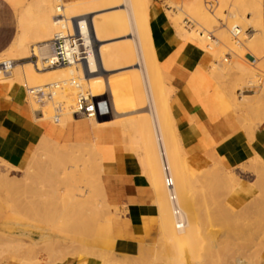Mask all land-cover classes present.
Wrapping results in <instances>:
<instances>
[{
	"label": "rangeland",
	"instance_id": "rangeland-1",
	"mask_svg": "<svg viewBox=\"0 0 264 264\" xmlns=\"http://www.w3.org/2000/svg\"><path fill=\"white\" fill-rule=\"evenodd\" d=\"M35 1L36 0H21V3L19 5L16 4L15 2H13L15 4L14 6L16 8H14L12 5L11 6L14 8L17 16H19L22 6L27 5V7H28L29 5H34ZM50 1L51 2L53 1L56 5H58L57 2H55V0H50ZM65 1H69V0H65ZM115 1L116 0H103V1L101 0L100 2H103V3H101L102 5L101 4H99L98 6L92 5V9L98 10V9H102V7H103L102 10L106 11L105 13H103V17L105 15V16H107L105 18H108V16L113 17L111 15L113 12L112 8L117 13H119L118 12L119 8H120V10H119L120 12L122 11L121 9L123 8L124 10H127V12H128L127 13V16H128L127 19L130 21L129 18H131L130 16L132 13L130 14V11H128V9H131V7L130 6L128 7V5L126 7L127 1L126 0H120V1L118 0V2L116 1L117 3ZM152 1L153 0H141V5L136 6V9L138 10L141 8L140 10H142L145 14H147L150 17L149 4H152ZM162 1H163V7L165 9L166 15H168L169 13L175 14V15L177 14V11L174 9L175 8V6L173 5L174 3L170 2L169 0H165V1L162 0ZM262 1L264 4V0H262ZM181 2H179V3H181ZM217 2H219V0L218 1L217 0H206V1L204 0V6L209 5L210 8H211V6H213L215 8V9L213 8V11L216 12L217 10L220 9V6H222V5H220V3H217ZM84 3H83V1H78V2L74 3L77 5L76 8L80 13L84 11V8L86 9L85 12H87L88 7L86 8V6H85L86 3L85 4ZM179 3H175V4H179ZM100 5H101V7H100ZM107 5L109 6L108 7L109 9L111 7L110 10L108 8H106ZM218 5H220V6H218ZM55 6H54V8H55ZM104 6H106V7H104ZM141 6H143V7H141ZM124 7H126L127 9ZM106 9L108 11L112 10V12H109L111 14L107 13L108 11ZM223 10H224V13L227 14V12H228L227 8L225 7ZM79 12H77V13H79ZM85 12H83V13H85ZM125 13H126V11H124V14ZM128 14H130V15H128ZM54 15H55V11H54ZM101 16L102 15H100V17ZM124 16H126V15H124ZM124 16H122V17H124ZM97 18L100 19L99 16H97ZM124 19H126V18H124ZM183 21H184L183 26H184L185 30L186 29H188V30L192 29L194 31L199 30V32H202L208 36L213 35L215 37V39L210 38L211 40H208L206 42L210 45H213L212 41L216 40V38L217 39L220 38L219 35L222 33V31L224 29L227 28V27L224 28L222 25L220 27H214L212 29L209 28L210 32H207L208 30L205 29L206 30L205 31L203 27H201L199 25L192 24L188 17H184ZM149 22H150V18H149ZM128 23H130V22H128ZM263 28H264V25H263ZM207 29H208V27H207ZM251 30H252L251 26L248 25L246 27V29H244V33L245 34L249 33V32H251ZM227 31H228V33L230 32L229 29H227ZM131 32L132 31H130V33ZM130 33H129V36H130L129 39H131V37H132L131 36L132 33L131 34ZM229 35L230 36H228L227 38L231 37L230 39H227L226 37L224 39L231 40L230 43L232 42L234 44L237 41H240L241 38L245 37L242 34H240L237 38L232 36L231 33ZM29 36H30V38H29ZM29 36H28V40L30 39V42H31L30 43L28 41L29 42L30 57L23 58L24 56L20 57V53L18 55V54L13 53L12 51L8 50L7 52H9V53H6V54L4 53L3 55L0 56V62L3 60H6V58L8 60H15L16 63H18L19 65L26 63V62H32L30 60V58L33 56L32 50L35 48V46L37 44H40V43L45 42L47 40H50L53 35L51 37H42V36L36 37V35H30L29 34ZM113 36L114 35H112V37ZM262 37L264 39V29H263ZM35 38L37 41L35 40ZM180 38H182V37H180ZM33 39H34V41H33ZM134 39L132 37V42H131V40L128 41L129 46L130 47L132 46L131 49L133 51L136 50L139 52L138 43H137V41H134ZM183 39L187 40V41H191V42L194 41V43L196 42L195 44H197L203 50V52H202L203 55H204V52L206 51V49L209 50V48H205L203 46V44H201V42L194 40L192 37H190V35H188V37L183 38ZM224 39H223V41L226 42L227 40H224ZM38 40H41L42 42L38 41ZM152 41H153V39H152ZM225 42H220L221 44L219 46L215 45V49L217 48V50H219L218 55L220 57L218 56L219 59H213V62H212V63H215V65L218 69H222V67H224L223 68L224 71L221 74H219V71L217 72L215 70V72L213 73V71H212L213 68L210 66L205 67L204 63H203L202 65H203L204 69L206 70V73H204L203 71H198L195 74L200 77L202 84L204 83V80L206 79V77H208V79L211 80V83L214 86V88L218 87V91L221 94L220 100L222 102H224V104H225L224 108H225L226 114L227 115L229 114V116H235V118H234V120H232V122L230 119V122L232 123L231 126H232L233 131L237 132L236 135H239L241 133L245 134V138L250 143L252 141V136H253L254 130L259 125H261L262 122L264 121V107H263V104H261V103H264V95H263L264 94V91H263L264 90L263 89V87H264V69H263L264 65L261 64L262 60H257V62H256V59L251 56L252 53L247 47L244 46L243 48L240 49L237 46L232 45V44L230 46L229 42H228L229 45L227 42L226 43ZM240 42H242V41H240ZM133 46L135 47V49ZM139 47H140V52L139 53L137 52L138 54L134 55L136 57L133 58V61H135V63L139 62V64L135 65V63L132 61L133 62L132 64H134V69H132L128 72H123L124 74H122L120 72H115L118 74L113 73L110 76H107L106 78H104V79H106V83H103L101 85V89L98 92V96L99 97H102L104 95L109 96L110 101H111L112 113H111V116H109V117L91 120L90 126H91V129L93 131V135L92 134L83 135V134L77 133L74 129H72L70 127L65 129L66 126L65 127L63 126L64 123L61 120L66 117L64 112L66 113L67 108H68L67 111L72 110V108H70L72 106L74 109V104L76 102L75 99H77L74 96H72L73 94H76V91H74V90L76 89L77 92L81 91V90H79V88L67 86L66 87L67 90L65 88V92L62 95L69 94V100L67 99V101H69V102L65 101L66 109L63 112L64 115L61 117V119L59 120L57 125L59 123H62V124H60L58 127V126H56V124H54V122L52 120H48V119L40 121V122L41 123H50V124L56 126L57 128L64 130L65 133L73 134L72 139L71 140L58 141V142H60V143H58V142H54V140H52L48 137H44L40 141V143L42 142V144H40V143L38 144L34 153L30 157L29 161L27 162V164L24 168H14V167L10 166L9 164H7L3 161H0V264H22V263L23 264H29L30 262H31L30 264H54V262H56L55 264H63L65 261H67L70 258H75V259H79V260H86L89 258H93V257L88 256L90 254H93L92 251L96 252L97 255L95 254L96 258H94V259H97L99 264H101V263L102 264H166V263L169 264V262L170 263L173 262V261H170V259H169L170 258L169 256H172L173 254H175L172 252L173 250L176 251L175 255L177 257L180 256V257H178V258H180V261H185L184 259H186V258H182L183 255H181V253L179 254V252H181V250H182L181 245H179L177 243L175 244L174 241H172L170 239L167 241L168 236L166 235V237H165L164 235H161V220H160V227H159L158 234L156 236H154L153 238H150L147 241L142 242L141 245L139 246L138 252H136L133 255H124L123 256V254H120L116 250V243H115L114 248L111 245V242L109 240V239H111L109 236L110 231H109V233H107L108 229H110V228H108V226H110L111 220L114 216V214L112 213L113 209L109 206V204H108V202L104 196V186H102L101 188H98L99 190L97 189L98 184L96 183L97 182L96 177L100 176L99 174H102L100 177H102V179H103L105 172L112 171V170H115V171L127 170L133 166L132 165L133 162L130 161L128 158H126V155L134 156L137 159V161L141 163V165L145 171L144 173L148 176L150 182L152 183V180L150 179V171H148L149 167L144 164L148 160V158H150V156L147 157V155H145V157H144V155H142V156L139 155L140 151H143V152H140L141 154H143V153L145 154V153L150 152V150H148L147 152L145 150H143V149L147 150L146 145H145L146 148L139 149V146L136 145L137 143H136V139H134L135 138L134 136H136V134L139 130H140L139 132L144 133L145 131L143 129H145V127H148L145 129L146 132L148 131L149 128H150L149 131L151 132L153 130V127H155V123H152V121H149V124H151V126L149 127V125L147 124L148 119L151 118L152 114L154 116V112L158 113V112H160V110H159V108H158V110L153 108V109H155V110H153L152 108H149V107H152L151 105H154L156 98L158 99L160 97L157 100L159 104L161 102L160 105H162V103H164V101L165 102L167 101L166 100L167 99L166 91L163 93L159 90H161V88L167 84L166 88L169 87L171 89L172 93L170 96L172 99V96L175 92V89H173L171 86L168 85V84L172 85V78L163 79V80H165V82H163L161 80L160 77L162 74L161 75H159V74L162 72H161V69L159 68V66H158V69H160V71L159 70H158L159 72L157 71L158 72L157 75H159V77L157 78L156 77L157 75H154V73L151 72L153 74L152 78L155 77V79L151 80L152 83L150 81L146 80L147 79V76H146L147 73H145V72H147L149 66L146 63L145 64L140 63V58H142L143 55H142V51H141V46L139 45ZM234 47H236V48H234ZM136 51H135V54H136ZM8 54L9 55L11 54L9 58L7 57ZM138 55L140 56V58ZM155 58L157 59V54H156ZM157 61H158V59H157ZM157 61H156V63H157V65H159ZM258 61H260V62H258ZM32 63L34 64V62H32ZM239 63H241L244 66V68L239 66ZM244 64H246V65H244ZM161 65H162V71L164 73L166 71V70H164V67L166 65L163 64L162 62H161ZM208 65H211V64H208ZM260 65H262V67ZM139 66H143V67H139ZM218 66L219 67L222 66V67L219 68ZM245 66H246V68H245ZM33 68L36 69L35 71L38 70L35 65L33 66ZM144 68L147 70H145ZM142 69L145 72H143ZM249 69H250V72L248 73L247 71H249ZM241 70H243V71L245 70V72H243ZM251 70L253 71V73H251L252 72ZM142 72L145 73V75ZM242 72L243 73L247 72V73L243 74ZM128 73H130L132 75L129 77ZM223 73H224V75H223ZM82 74H84V72ZM97 74H98L97 70H95L92 73V75H97ZM206 74H207V76H206ZM118 75H122V77L120 76V79L128 78V80H129V78H130L131 82L133 80L132 78H134V80L136 79L135 83L134 82L133 83L137 87H141V88H139V90H140L139 96H140V98L144 99L146 102L148 101L147 103L149 105L144 101H142V102L147 104L146 107L148 106V111H150L149 114H148L147 108L145 106H144L145 108L143 106H141L140 109L138 107V109H139L138 114L136 112L137 110H135V109H137L136 107L134 108L133 105L129 106L127 98L126 99L123 98V95L125 93L122 90H120V88L116 87L114 84L119 79ZM75 76L77 78V74ZM81 76L84 77L83 75H81ZM78 77H79V75H78ZM157 79H159V80H157ZM144 80L146 81V85H143V84H145ZM249 80H253L254 82H249ZM158 81H162V83L160 84ZM138 82H140L141 84H139ZM147 82H149L150 84H148ZM154 83H156V84L158 83L159 84L158 86H161L163 83H165V84H163V86L159 87V90H157L158 88L156 87V84H154ZM152 85H155V86L152 87ZM151 87H152V90H151ZM155 87H156L155 90H157L156 92L153 89ZM163 88H165V86ZM150 90L154 91L155 94L153 92L151 93ZM66 91H67V93H66ZM162 91H164V89ZM167 92H168V90H167ZM70 94H71V96H70ZM136 94L134 93V96H131V99L133 102H134V99L137 97ZM153 94L156 95V97H154ZM151 95L153 97H150ZM163 95H165V96L163 97ZM244 95L254 96V97H252L253 101L250 100V102H249L250 104L249 103L245 104V102L241 104V102H239V101ZM260 95H262V96H260ZM148 98H150V99H148ZM161 98L164 101L163 100L161 101ZM256 98L258 100H255V102L258 101L259 103L257 105H260V107H258L256 105V103H257L256 102L255 103L256 107L254 108V106H253L254 105V99H256ZM28 99H29V96H28V92H27V101H28ZM70 99L72 101H70ZM63 100H65V99H63ZM251 101L253 103H251ZM144 103H142V105ZM151 103H153V104H151ZM166 104L167 103L163 104L164 109L169 107ZM244 104L246 106L249 105V107H247L249 109H247ZM37 105H38V107H42L39 104H37ZM29 106H30V104H29ZM159 107H161V106H159ZM244 108H246L249 112L247 110H244ZM30 109L32 110L31 106H30ZM143 109H146L145 110L146 112ZM161 109H163V108H161ZM252 109H253V111H252ZM254 109H256V110H254ZM151 111L152 112L154 111V112L151 114ZM162 112H163L162 116L164 117V119L166 121L167 118H169L171 115L168 117V116H166V114L167 115H169V114L167 112L165 113V110H163ZM57 113H58L57 111H54V114H57ZM143 113L144 114L146 113L145 114L146 118L144 117ZM140 114H141V116H139ZM160 115H161V112L158 114L157 117H159ZM257 115H258V117H257ZM37 116L38 115L35 113V118L38 121L43 118L41 116H38V117ZM150 120H153V122H154V117H152V119H150ZM145 121L147 122L146 125L142 124V123H145ZM161 121L163 123L164 120L162 119ZM81 122L85 123V122H87V120L82 119ZM75 124H78V123L73 122V125H75ZM152 124H154V125H152ZM61 125L64 128H62ZM128 125H129V127H128ZM142 125H143V127H142ZM140 127L143 129H141ZM79 130H80V128H79ZM153 132H154V130H153ZM168 132L169 133H167V134H169V135L171 134L170 137H174V136L176 137L177 136L175 133L173 135L174 130H173V132H171V128H168ZM179 142H180V140H179ZM44 144H47V145H44ZM80 145H81V147H80ZM134 145L136 146L135 148H133ZM91 146H92V148H91ZM87 147H88V149H87ZM79 149L81 151H83L84 154L80 153V155H78L79 153L77 152L76 158H73L74 160L73 159H71V160L74 161L73 164H76V165L78 164V168L83 169L85 171L84 172L85 174H83L84 176H80L78 173L76 176H73L74 178H70L73 180V182H72L73 184L72 183L70 184V183H68L69 179L68 180L64 179V176L66 177V175H63V174L60 175L59 172L67 164L71 163L70 162L71 160L69 158H67L68 155H66V154L72 150H74V153H76V151ZM91 150L93 151V153ZM137 150H140V151L137 152ZM103 152L111 154L114 157V159H116V163H115V166L113 169H111V170L106 169V163H105L106 160H104ZM91 154L93 157H91ZM64 155H66V157ZM80 157L82 158L81 162L83 164L80 162ZM177 157L179 159L181 158L180 161L184 160L183 163H185V164L187 163V165L191 163L190 165H188V168H187L188 169L187 170L188 171L187 172L188 177L190 176L189 177V184H188V192H189L191 200L194 202V206L196 207L197 205L204 203V205L206 207H209L208 209H205L206 208L205 207L204 208L205 210L202 208V211H204V213H201V219L199 220L200 232L207 233V234H211L209 232H213V231H215L214 233L218 232V243H217L218 245L216 246L217 250H215V251L216 252L222 251V249H224L226 246L223 244L224 242L222 241L225 238V237L222 238V236L225 235V234L222 235L224 233L223 230L224 231L227 230V231L232 232V233L237 232V229L241 230V228H240L241 218L237 217V214L239 213L238 215H240L242 213V212H240V210H242V208L245 205L244 201L246 199H248V200L250 199V201H253L255 199V196L258 193H260L259 197L260 198L263 197L261 199V201L263 200L262 202H264V158L258 157V156L247 157L242 162H240L239 164L234 166L233 168H229V167L224 168V164L219 160L218 156L217 157H206L205 158L206 161H201L200 163L199 162L195 163L194 159L189 158L186 154H185L184 158H182L181 155L180 156L178 155ZM85 161L88 165L87 164L85 165ZM259 162H260V164H259ZM95 163H97V164L95 165ZM94 165H95V167H94ZM199 165H201V166H199ZM145 166H146V168H145ZM261 166L263 169L261 168ZM88 167L92 168L93 171L91 169H88ZM192 167L193 168L195 167V170H192L193 169ZM147 168H148V170H147ZM190 170H192L191 174L189 173ZM88 171H89V173H88ZM92 177H94L95 179H93ZM230 178L232 181L230 180ZM62 179H63V181H61ZM225 179L227 180V182ZM64 180L66 183L64 182ZM90 180H92V181H90ZM216 180H217V182H216ZM228 182H230V183H228ZM152 185H153V183H152ZM16 186H17V188H16ZM18 186H20V187H18ZM88 187H89V189L91 188V190H89V191L92 194L93 203L95 206H92V204L89 202L87 195H86L87 197L84 196L83 198L80 195L78 196V194L82 193V191H84V189H88ZM153 187H154V185H153ZM72 188H74V189H72ZM80 188H81V190H80ZM27 189L29 191H27ZM76 189H77V191H76ZM96 189H97V191H96ZM154 189H155V187H154ZM216 189H218V191ZM211 190H214V191L212 192ZM9 191H10V193H9ZM13 191H15V192H13ZM40 191H42V193L44 192L43 193L44 197H42L43 195L41 194ZM155 192H156V190H155ZM156 194H157V192H156ZM39 196H41V197H39ZM70 196H71V198H70ZM164 196H166V198L168 199L167 194ZM249 197H251V198H249ZM252 197H254V198L252 199ZM257 197L258 196H256V198ZM81 199L82 200L86 199V201H88V203L86 202L84 204L85 207L84 206L81 207L80 204H76L77 201H82ZM24 200H26L27 204ZM68 200H69V202H68ZM40 201L41 202H47L48 204H52V203L56 204V203L60 202L59 203L60 205H58V210L61 209L62 203H64V204L68 203V205L69 204L70 205H69V207L65 213L69 214V215L72 214L71 215L72 217L70 216V220L69 219H68V221L65 220V222L59 221L58 219H56V221H54L55 219H51V220L47 219L46 220V218H44V216H43L44 212L42 210L38 209L36 204H33L34 202H40ZM199 201H201V202H199ZM162 203L163 202L159 201V198H158V204H159L161 212H163V209H164L163 207H165L164 203H163V207H162ZM25 205H28V206H25ZM33 205H35L36 208H34ZM233 209H234V211H233ZM235 210H236V212H235ZM216 211L218 212V214L215 217V215L217 213ZM74 213L77 215V216L74 215V217L79 216L80 220H83L85 217V220H83L84 223L81 221L82 224H85V221L89 218L90 221H89V219L86 221L88 227L85 225L80 226L81 223H79L78 218H76V219L73 218ZM106 213L107 214L109 213V215H107ZM98 214H100V215H98ZM101 214H102V216H101ZM233 214H236V215L233 216ZM80 215H82V216L84 215V217L82 218ZM93 215L96 217H100V216L101 217L99 218V220H97L98 218L95 219V217ZM203 215H205V216H203ZM225 215H226V217H225ZM218 216L219 217L222 216V217L219 218ZM91 217H93L95 220ZM104 217H106V220ZM204 217H206V218H204ZM43 218L45 219V221L43 220ZM115 218H118V217H115ZM230 218L232 221H230ZM114 219H113V221H114ZM218 219H220V220H218ZM48 220H49V222H48ZM233 220H235V221H233ZM66 221L67 222L73 221V224H72V222H70L68 224ZM95 221L97 223H95ZM113 221H112V227H113ZM223 221L225 222L226 226L229 227L231 225L229 227V229H228V227L224 226ZM5 222H7L8 225H10V226L11 225L16 226L17 224H20V225L23 224L24 227H22L20 229L15 228V227L9 228L8 233L2 232V230H3L2 228L4 227ZM50 222H51V225H50ZM228 222L229 223L231 222V224H228ZM60 223H62L61 227H63L64 229H61ZM63 223L65 225H67V224L68 225L71 224V225L69 227L67 225V228H66V226H64ZM74 223H75V225H74ZM93 223L96 224V227L94 226L95 224H93ZM56 224L58 225V227ZM76 224L78 225V227ZM34 225H39V226H42L43 228H49L51 226H53V228H54L56 226L57 228H54V229H56L57 231L56 230H53V231L56 232L58 234V236H55L53 238L52 234H50V236H52V237H50L48 234H43L44 236L42 235V236H39L40 238L39 237L35 238L32 234L25 233L26 231L31 232V230H33L32 226H34ZM72 226L73 227L75 226L74 227L75 229L74 228L72 229ZM90 226H91V228H90ZM82 227H84V229ZM106 227H107V229H106ZM69 228L74 230L75 232L70 233ZM89 228L92 229L93 231L90 230ZM235 228H237L236 231H235ZM59 229H60V231H59ZM67 229L69 232L65 231ZM23 230H25V231H23ZM84 230H86V231H84ZM239 230H238L237 234L240 232ZM89 231H91V233ZM81 232H83V234H81ZM85 232L88 234L89 237L83 236V235H86ZM219 232H221L222 234ZM263 232H264V225H263L262 233ZM214 233H212V234H214ZM260 233L257 234L255 241L253 240L251 242H248V241H245V238L241 237L240 240L236 239L233 241V244L229 245V249H236V248H240V247H243V248L244 247L245 248L256 247L257 248V246H258L259 251L257 250L256 253L247 252L246 254H243L240 257L243 260L242 264H245V263H247V264H259V257L261 255V253H264V233L263 234L262 233L260 234ZM15 235H19V236L26 235V237H16ZM63 235H66L68 238L67 239L62 238ZM27 236H29V237H27ZM75 242H77V243L75 244ZM221 242H223V243L221 244ZM33 243H34V245H33ZM169 243H172V245ZM4 244L6 245V247ZM80 244L82 247L80 246ZM175 245H178L177 248L175 247ZM11 246L13 248H11ZM171 246H172V248H171ZM92 247H93V249H92ZM166 247H167V250H166ZM200 247H201V245H200ZM200 247H198V250ZM85 248H86V250H85ZM90 249H92V251ZM255 249L253 248L252 250H255ZM11 250H13V251L11 252ZM240 250H244V249H240ZM106 251H107V253H106ZM39 252H41V253H39ZM40 254H43V255H41L42 257L39 256ZM246 255H248V256H246ZM187 256H189V255H187ZM38 257H40V258H38ZM61 257H63L64 259L65 258H67V259L64 260ZM167 257H169V258H167ZM57 258H60L62 261L61 260L57 261L58 260ZM55 259H56V261H54ZM190 259H191L190 257H187L186 262L188 260L190 261ZM224 259L225 258L222 255L221 256H214V257L208 259L209 263L206 261V264L207 263L208 264H225ZM24 261H25V263H24ZM260 264H262V263L260 262Z\"/></svg>",
	"mask_w": 264,
	"mask_h": 264
},
{
	"label": "bare ground",
	"instance_id": "bare-ground-1",
	"mask_svg": "<svg viewBox=\"0 0 264 264\" xmlns=\"http://www.w3.org/2000/svg\"><path fill=\"white\" fill-rule=\"evenodd\" d=\"M100 1L101 0H92V1H86V2L83 1V3L84 2L86 3V4L85 3L84 4H85L86 8L88 7V9H87V12H85L86 9L84 8L83 12H85V13H83V12L80 13L77 10V8H76L77 5L74 4L75 2H73V3H64L62 0H55V2H57V4H58V5H56L53 1H52L53 2L52 3L50 0H36L34 2V5H29L28 7L25 6L26 10H25L24 14H22L23 12L21 13L23 16L20 14V19L21 20L19 19V21H21V24H22V25L20 24V27L22 26L21 27L22 31L20 30L21 34H20V37H18L19 43L16 46L11 47L10 50H9V51H12L13 53L18 54V55L20 53V57L21 56L22 57L24 56L23 58L30 57V52H29L30 39L28 40L29 34L30 35H36V37H41V36L42 37H51L53 35L51 37V38H53L55 35L64 34V31H63V24L64 23L68 24L69 29L72 30V27H74L75 30L76 29H80L83 34L88 35V37H89V41H88V44H87L88 61H87V63H85V65L83 67L80 66V65H77V64H74V65H70L69 64V65H65V66L59 67V68H44V67H41V65L36 66V64H33L32 62H26V63H23V64L19 65L18 63H16L15 60H8L7 58H6V60H3V61L0 62V87H2L4 90L10 91V92H14L20 86H24L26 88V90H27L26 92H29L30 89L37 88V87L44 88V87H48V86H56V85H58V88L55 89L56 95H55L54 99L51 100V101H47L44 105H42V107H38L36 101L28 93V96H29L28 103L30 104V106L32 108L33 114L35 115V113H36L38 116L43 117L39 121H43V120H46V119L52 120L54 122V124H56V126L59 127V125L62 124V123H59L58 125H57V123L59 122L61 117L65 114L66 117L61 120L64 123L63 126L64 127L66 126L65 129L70 127V128L74 129L77 132L79 130V128H78L79 125L75 126V125H73V122H76V123L80 124V122H81V120L83 118H81L80 116H78L77 114L74 113L73 106L70 107V108H72V110H68L67 111L68 108L66 109L65 101L69 102V101H67V99L69 100V94L62 95L65 92V88L67 86L79 88V90H81V91L77 92V90L75 89L74 91H76V94L72 93L73 94L72 96H74L75 98H78V95L80 93H84L87 96L90 95L93 98H99L98 92L101 89V85L103 83H106V79H104V78H106L107 76H110L111 74H113L115 72H120V73L124 74L123 72H128V71L134 69V64H132V63L133 62L135 63V61H133V58L136 57L134 55H137L140 52L139 45L141 46V51H142V55H143V57H142L143 59L140 58V56L138 55L139 58H140V63L141 64L142 63H144V64L146 63L149 66L148 70L144 68L145 70H147V72H145L142 69L143 72L147 73V75H146L147 79L145 77L144 78L151 82L152 79H155V77L152 78L153 77L152 73H154V75H157L158 72L160 71V69H158L159 65H157V63H156L157 59L155 58L156 57V50H155V45H154V43L152 41V34H151V30H150V25H149V18L150 17L147 14H145L142 10H140L141 8L138 9V10L136 9V6L141 5V0H126L127 1L126 7H127V5H128V7L129 6L131 7V9H128V11H130V14L132 13L131 16H130L131 18H129L130 21L127 19V17H128L127 16V13H128L127 10H124L123 8L121 9L122 10L121 12L119 11L120 10V8H119V10H118L119 13H117L113 8H112L113 12H112V10L108 11L106 9L108 11L107 13L112 12V14L111 13H109V14H111L113 17L108 16V18H105V17H107L105 15L103 17V13L106 12L105 10H102L103 7H102V9H98V10H93L92 9V5L93 6L94 5L98 6L99 4L103 3V2H100ZM116 1L118 2V0H116ZM261 1L260 0H219V2H217V3H220V5H222V6L218 5V6H220V9L215 12V11H213V8H214L213 6H211V8L209 7V5H205L204 6V0H183L179 4H175V3L173 4L175 6L174 9L177 11V14L175 15V14L169 13L167 15V17L170 20L172 26L175 28V30H176L175 32H177L176 34H178V36L182 37V39L186 38V37H188V35H190V37H192L194 40L201 42V44H203V46L205 48H209V50L206 49V51L204 52V55H203L204 66L205 67H209L210 66V67L213 68V69L211 68L213 73L216 70L217 72L219 71V74H221L224 71V69H223L224 67H222V66L219 67L218 66L219 68L222 67V69H218L216 67L215 63H212L213 59H219L218 58L219 50H217V48L215 49V45L219 46L221 44L220 42H225V41H223V39L225 37L227 38L228 36H230L229 35L230 33L232 34V36H234V34H233L234 32H235V34H238L237 37L240 34L245 36V37L243 36L244 38H241L240 41H242V42L237 41L235 44L232 43V42L230 43L231 40H227V39H230L231 37H229L227 39H224V40H227L226 42L227 43L229 42L230 46L232 44V45L237 46L240 49L243 48L244 46L247 47L252 53L251 56L256 59V62H257V60H262L261 64L264 65V39L262 37L263 29H264L263 28V25H264V4H263V1L262 2ZM53 5L55 6V8H54ZM101 5H100V7H101ZM104 7H106V6H104ZM108 7L109 6L107 5L106 8H108ZM126 7H124V8H126ZM141 7H143V6H141ZM225 7L227 8V11H228L227 14H225L224 10H223ZM110 9H111V7H110ZM123 10L126 11L125 14H124ZM54 11H55V15H54ZM77 12H79V13H77ZM117 14L118 15L120 14V15L118 16ZM130 14H128V15H130ZM61 15L64 16V18H61L60 17ZM100 15H102L101 16L102 18L100 17ZM124 15H126V16H124ZM97 16H99L100 19H98ZM122 16H124V17H122ZM183 16L184 17H188L192 24L199 25V26L203 27L204 30L205 29L208 30L207 32H210L209 28L212 29L214 27H220L222 25H223L224 28H226V27L227 28L224 29L220 35L218 34L220 38H218V39L216 38V40L212 41L213 45H210V44L206 43L208 40L212 39V38L210 39V36H208V35H206V34H204L202 32H199V30L194 31L192 29H190V30H188V29L185 30L184 29V26H183L184 17ZM124 18H126L127 20L124 19ZM127 21L130 22V23H128ZM248 25L251 26L252 30H251V32L245 34L244 33V29H246V27ZM207 27H208V29H207ZM227 29H229V31H230L229 33H228ZM130 31H132L131 32L132 33L131 36L133 37V39L135 38L134 41H137V43H138L139 52L135 50L136 54H135V51H133L131 49L132 46L131 47L129 46V42L128 41L131 40V42H132V37H131V39H129ZM112 35H114V36L112 37ZM29 38H30V36H29ZM35 40H36V38H35ZM50 40H47L45 42H42L41 40H38V41H41L42 43L37 44L35 46V48L32 50L33 56L34 55L38 56L40 59H43L45 57H49L52 54V52H53V47L49 43ZM33 41H34V39H33ZM229 43H228V45H229ZM234 48H236V47H234ZM134 49H135V47H134ZM6 53H9V52H6ZM10 55L8 54L7 57L9 58ZM258 62H260V61H258ZM10 63H11V65H9ZM4 64L8 65L7 70H5ZM136 64H139V62L135 63V65ZM208 64H211V65H208ZM34 65L36 66V68L39 71L38 70L35 71L36 69L33 68ZM244 65H246V64H244ZM239 66L244 68V66L241 63H239ZM260 66L262 67V65H260ZM139 67H143V66H139ZM159 68H160V66H159ZM245 68H246V66H245ZM263 69H264V67H263ZM81 70L84 72V74H82L83 72ZM95 70H97L98 74L97 75H92V73ZM241 71H243V70H241ZM243 72H245V70ZM247 72L249 73L250 69ZM145 73H143V74L145 75ZM246 73H243V74H246ZM251 73H253V71ZM76 74H77V78L75 76ZM115 74H118V73H115ZM128 74H129V77L132 75L130 73H128ZM161 74L162 73H160L159 75H161ZM78 75H79V77H78ZM81 75H83V76L85 75V76L82 77ZM159 75H157L156 77L158 78ZM223 75H224V73H223ZM120 76L122 77V75H118L119 79H120ZM160 78H161V80L163 82H165L163 80V76L162 75H161ZM119 79L114 83L115 86L120 88V90H122L125 93L123 95V98L124 99L127 98L129 106L133 105L134 108L135 107L137 108L135 110H137L136 112L138 114L140 107L141 106H143V107L145 106L146 107V105L148 104L147 103L148 101L146 102L144 99L140 98V96H139L140 95L139 88H141V87H137L134 84L135 81H136V79L134 80V78H132L134 80V81L132 80V82H131L130 78H129L130 81L128 80V78H126V79L122 78L120 80ZM157 80H159V79H157ZM162 81H158V82L161 84ZM249 82H254V81L253 80H249ZM138 83L141 84L140 82H138ZM147 83L150 84L149 82H147ZM154 84H156V83H154ZM163 84H165V83H163ZM163 84L161 86H158L159 84L157 83L156 84V87L158 88L157 90H159V87H162ZM143 85H146V81H145V84H143ZM153 86H155V85H152V87ZM164 86H165V88H163ZM164 86L162 87L164 89V91H162L163 90L162 88L159 91H161L163 93L166 91L167 95L166 94L165 95L167 97V99H166L167 101L165 102L162 98H161V101L163 100L164 103H167L166 105L169 106L170 105L169 103H170V100H171V96L170 95H171L172 92H171V89L169 87L166 88L167 84L164 85ZM152 87H151V90H152ZM156 87L153 88L155 92L157 91V90H155ZM263 89H264V87H263ZM22 90H24V89L22 88ZM66 90H67V88H66ZM167 90H168V92H167ZM154 91H151V93L153 92L155 94ZM66 93H67V91H66ZM134 93L135 94L137 93L136 94L137 97L134 99V102H133L132 99H131V96H134ZM165 95H163V97ZM70 96H71V94H70ZM260 96H262V95H260ZM150 97H153V96L151 95ZM154 97H156V95H154ZM252 97H254V96H252V95H244L240 99L239 102H241V104L244 103V102H245V104L249 103L250 100H252ZM63 99H65V100H63ZM148 99H150V98H148ZM158 99L156 98V101H155L156 103L154 102V105H151L152 107H149V108H152V109L155 108L156 110H158V108H159V110L161 112V115L159 117H157L160 112L157 113V112L153 111L154 112V116H153V114H152L153 112L151 111L152 115L150 114L151 115L150 119H152V117H154V122H153V120L148 119V123L146 121H145V123H142V124H145V125L147 123L149 125V127L151 126V124H149V121H152V123H155V127H153L154 132H153L152 129H151L152 131L150 132L149 131L150 128L148 129L149 132L148 131L146 132L145 129L148 128V127L144 126L145 129L140 127L145 132L144 133L139 132L140 130L138 132L136 131L137 134H136V136H134L135 137L134 139H136V143H137L136 145L139 146V149H143V148L147 147V150L146 149H143V150H145L146 152L148 150H150V152L145 153V154L144 153L141 154L140 152H143V151H140V150H137V152L140 151L139 152L140 156H142V155H144V157H145V155H147V157L150 156V158H148V160L144 164L149 167V170H148V168H147V170L150 171V179L152 180V183H153V185L155 187V190L157 192V196L159 198V201L163 202L164 205H165V207H163V203H162V207L164 209H163V212H161L162 213L161 214V235H164L165 237L167 235L168 236L167 241L170 239V240L174 241L175 244L177 243V244L181 245L182 250H181V252H179V254L181 253V255H183V257L181 256L182 258H186V259H187V257L191 258L190 261L188 260L187 262H186V259H184L185 261H180V258H178L180 256L177 257L175 255L176 251H174L172 249L173 250L172 252L175 253V254H173L172 256H169L170 258L167 257V258L170 259V261H173L172 263L169 262V264H206V261L208 262V259H210V258H212L214 256H221V255L225 258L224 259V263L225 264H242L243 260L240 257L243 254H246L247 252L256 253V251L258 250V246H257V248L253 247L254 249L255 248L256 249L252 250L253 248H245V247L244 248L240 247V248H236V249H229V245L233 244V241L236 240V239L240 240L241 237L245 238V241H248V242H251L253 240L255 241V238L257 237V234H259L260 232L262 233L263 225H264V204H263L264 202H262L263 200L261 201V199L263 197L260 198L259 197L260 193H258L257 195L255 194L256 196H258L257 198L255 196L256 200L254 199L253 201H250V199L249 200L246 199L244 201L245 205L242 208V210H240V212H242L240 214L241 216L238 215L239 213L237 214V217L241 218V221H240L241 230L235 228V231L237 229V232H238V230L240 232L238 234H237V232L232 233V232H229L227 230H225V231L223 230V232H224L223 234L221 232H219L222 235H224V234L226 235V236L225 235L222 236V238L225 237L224 238L225 240L224 239L222 240L224 243L221 242V244L223 243L226 246H225L224 249H222V251L216 252L215 251V250H217L216 246L218 245L217 244L218 243V232L217 231H216L217 233H214L215 231L209 232L211 234L200 232V228H199L200 222H199V220L201 219V213H204V211H202V208L204 209L206 206L204 205V203L203 204L201 203L202 205L200 204V205H197L195 207L194 206V202L190 198V195H189V192H188V184H189V177L190 176L188 177V173H187L188 169L187 168H188V165H190L191 163L187 165V163L186 164L183 163L184 160L180 161L181 158L179 159L177 157L178 155L179 156L181 155V157L184 158L185 153H184V150L182 149V146L180 144L181 142H179L178 136H176V137L174 136L175 137L174 138V137H170L171 134L170 135L167 134V131H166L167 128L164 127L167 124L164 123L165 119L162 116L163 115L162 111L165 110V113L167 112L169 114V115L166 114V116L169 117L171 115L170 109L166 105L165 106L168 109L167 108L164 109V107H163L164 103H162V105H160L161 102L159 101L160 102V104H159L158 101H157ZM75 100H77V99H75ZM255 100H258V99L257 98L254 99V105H253L254 108L259 103L258 101H256L257 102L256 103ZM70 101H72V100L70 99ZM142 101L146 102L147 104H145ZM252 101H251V103H253ZM142 103H144V104L142 105ZM255 103H256V105H255ZM151 104H153V103H151ZM261 104H263V107H264V103H261ZM75 105H76V102L74 104V108H75ZM159 106H161V107H159ZM257 106L260 107V105H257ZM138 107H139V109H138ZM245 107L247 108V107H249V105H247V106L245 105ZM59 108H60V113L54 114V111L58 110ZM146 108H147V111H148V106ZM161 108H163V109H161ZM246 108H244V110L249 109V108H247V109ZM65 109H66V113L64 112ZM155 109H153V110H155ZM143 110L145 111L146 109H143ZM254 110H256V109H254ZM252 111H253V109H252ZM63 112H64V114H63ZM149 113H150V111H148V114ZM141 114L139 116H141ZM145 114L143 113L144 117L146 116ZM257 117H258V115H257ZM162 119L164 120L163 123L161 121ZM86 120H87V122L83 123L84 127L87 128L88 130L90 129L92 131L91 126H90L91 125L90 123H91L92 119H86ZM169 120H171V116L169 117ZM170 122H172V120ZM152 125H154V124H152ZM61 127H62V125H61ZM64 127H62V128H64ZM128 127H129V125H128ZM142 127H143V125H142ZM171 132H173V131H171ZM174 133H175V131L173 132V135H174ZM40 144H42V142ZM44 145H47V144H44ZM145 145H146V147H145ZM80 147H81V145H80ZM135 147L136 146L134 145L133 148H135ZM91 148H92V146H91ZM87 149H88V147H87ZM93 151H92V153H93ZM77 152L79 153L78 155H80V153L84 154V152L81 151L80 149L77 150L76 153H74V150H72V151H69L66 154V155H68L67 158H69L70 160L73 159V158H76ZM66 155H64V156L66 157ZM91 157H93L92 154H91ZM81 159L82 158L80 157V162L82 161ZM86 161H85V165L87 164ZM70 162H71L70 164H67L62 170H60L59 174L60 175L61 174L66 175V177L64 176V179H67V180L69 179L68 183L71 184L73 182V180L70 179V178H74L73 176H76L78 173H79L80 176H84L83 174H85L84 173L85 171L83 169H79L78 168V164L77 165L73 164L74 161L71 160ZM97 163H95V165ZM259 164H260V162H259ZM95 165H94V167H95ZM146 166H145V168H146ZM195 167L194 168L192 167L193 168L192 170H195ZM261 168H262V166H261ZM88 169L92 170V168H89V167H88ZM192 170H190L191 172L189 171L190 174L192 173ZM89 171H88V173H89ZM168 174H170V176L172 177V179L174 181V185H175V188H174V200L171 197V194H170V192H169V190H168V188L166 186V182H165L166 176ZM99 175L101 176L102 174H99ZM100 176L96 177V181H97L96 183L98 184L97 185V189L101 188L102 186H104L102 177H100ZM92 178L95 179L94 177H92ZM230 180H231V178H230ZM61 181H63V179ZM90 181H92V180H90ZM64 182H65V180H64ZM216 182H217V180H216ZM226 182H227V180H226ZM228 183H230V182H228ZM18 187H20V186H18ZM16 188H17V186H16ZM72 189H74V188H72ZM97 189H96V191H97ZM80 190H81V188H80ZM89 190H91V188L89 189V187H88V189H84V191H82V193L78 194V196L80 195L82 198L84 196L85 197L88 196L89 202L92 204V206H95L94 203H93L92 194H91V192ZM216 190L218 191V189H216ZM27 191H29V190L27 189ZM76 191H77V189H76ZM211 191L213 192L214 190H211ZM13 192H15V191H13ZM40 192L43 195L44 192L43 193H42V191H40ZM9 193H10V191H9ZM166 194L168 196V199L166 198V196H164ZM41 196H39V197H41ZM42 197H44V195ZM70 198H71V196H70ZM249 198H251V197H249ZM253 198L254 197H252V199ZM24 201L26 202V200H24ZM68 202H69V200H68ZM86 202L88 203V201H86V199H85V200H82V201H77V203L76 202L75 203L76 204H80V206L83 207ZM199 202H201V201H199ZM59 203L48 204L47 202H41L40 201V202H34L33 204H36L37 208L44 212L43 216H44V218H46V220L47 219H50V220L51 219H55L54 221H56V219H58L59 221H63V222H65V220L68 221V219L70 220V216L72 214L69 215V214L65 213L70 204L68 205V203L67 204L62 203L61 209L58 210V205H60ZM26 204H27V202H26ZM25 206H28V205H25ZM33 206H34V208H36L35 205H33ZM208 208L209 207H206L205 209H208ZM233 211H234V209H233ZM218 212L216 213L215 217L217 216ZM235 212H236V210H235ZM74 215H76V214L75 213L73 214V218H75V219L78 218L79 223H81L80 226H82V225L87 226L86 221L89 219L88 217H87L88 219L86 218L87 220L85 221V224H82L83 220H85L84 215L83 216L80 215L82 218L84 217L83 220H80L79 216L78 217H74ZM98 215H100V214H98ZM107 215H109V213ZM234 215H236V214H233V216ZM101 216H102V214H101ZM203 216H205V215H203ZM94 217H95V219L98 218L97 220H99V218H100V217H96V216H94ZM221 217L222 216H220L219 218H221ZM225 217H226V215H225ZM44 218H43V220L45 221ZM91 218H93V217H91ZM104 218L106 220V217H104ZM204 218H206V217H204ZM218 220H220V219H218ZM89 221H90V219H89ZM230 221H232L231 218H230ZM233 221H235V220H233ZM48 222H49V220H48ZM70 222H72V224H73V221H70ZM70 222H67V223L69 224ZM95 223H97V222L95 221ZM95 223H93V224H95ZM60 224H61L60 225V227H61L62 223H60ZM228 224H231V222L230 223L228 222ZM50 225H51V222H50ZM67 225L64 224V226H66V228H67ZM70 225H68V227ZM74 225H75V223H74ZM53 226H51L49 228H43L42 226L34 225V226H32L33 230H31V232H27L26 231L25 233H28V234L30 233L35 238H37L39 236H42L43 234H48L49 236H50V234H52V236L54 238L55 236H58V234L56 232H54L53 230H56L54 228H57L58 225H57V227L55 226L54 228H53ZM91 226H90V228H91ZM94 226L96 227V224ZM224 226H226L225 222H224ZM74 227L72 226V229ZM77 227H78V225H77ZM226 227H228V226H226ZM229 227H228V229H229ZM82 228L84 229V227H82ZM108 228H110V226H108ZM61 229H64V228L61 227ZM72 229L69 228L70 233L75 232ZM106 229H107V227H106ZM90 230H92V229H90ZM23 231H25V230H23ZM59 231H60V229H59ZM65 231L69 232L68 229L65 230ZM84 231H86V230H84ZM109 231H110V229H108L107 233H109ZM89 232L91 233V231H89ZM212 233H214V234H212ZM81 234H83V232H81ZM52 236H50V237H52ZM83 236L87 237L88 234L86 233V235H83ZM62 238L67 239L68 237L66 235H63ZM76 243L77 242H75V244ZM169 244L172 245V243H169ZM33 245H34V243H33ZM200 245H201V247H200ZM80 246H81V244H80ZM177 246L178 245H175L176 248H177ZM5 247H6V245H5ZM198 247H200L199 250H198ZM11 248H13V247L11 246ZM171 248H172V246H171ZM92 249H93V247H92ZM92 249H90V250L92 251ZM240 249H244V250H240ZM85 250H86V248H85ZM166 250H167V247H166ZM12 251L13 250H11V252ZM39 253H41V252H39ZM92 253L94 255L90 254L88 256L96 258V256H95L96 252L92 251ZM106 253H107V251H106ZM41 255H43V254H40L39 256L42 257ZM187 255H189V256H187ZM246 256H248V255H246ZM40 257H38V258H40ZM61 258H63V257H61ZM57 259H58L57 261L61 260L60 258H57ZM65 259H67V258H65ZM54 261H56V259ZM24 263H25V261H24ZM55 263L56 262H54V264ZM245 264H247V263H245Z\"/></svg>",
	"mask_w": 264,
	"mask_h": 264
},
{
	"label": "crops",
	"instance_id": "crops-1",
	"mask_svg": "<svg viewBox=\"0 0 264 264\" xmlns=\"http://www.w3.org/2000/svg\"><path fill=\"white\" fill-rule=\"evenodd\" d=\"M169 1L179 3L182 0ZM13 2L19 5L21 0H0V56L19 43L22 26ZM25 6H22L20 14H24ZM149 12L150 30L163 79L172 78V85H168L175 89L169 103L172 122L169 118L165 121L167 133L168 128L175 131L184 153L195 162L218 156L224 168H233L247 157L264 158V121L254 130L250 143L245 134L236 135L231 126L235 116L226 114L218 87L214 88L208 77L202 84L195 74L198 71L206 73L202 65L203 50L196 42L184 40L176 34L162 0H153L149 4ZM161 62L166 65L164 73ZM76 125L80 128L77 133L93 135V131L85 128L83 122ZM44 137L58 142L71 140L73 134L38 121L30 109L23 86L14 92L0 87V161L14 168H24ZM103 155L106 169H113L116 159L109 153L103 152ZM126 158L133 162L131 168L105 172L102 180L105 198L114 214L110 223L111 245L114 248L116 243V250L120 254L133 255L138 252L142 242L158 234L161 211L158 196L141 163L132 155H126ZM14 227L20 229L24 225L10 226L5 222L2 232L8 233L9 228ZM260 262L264 264V253L259 257ZM63 264L99 263L94 258H70Z\"/></svg>",
	"mask_w": 264,
	"mask_h": 264
},
{
	"label": "built area",
	"instance_id": "built-area-1",
	"mask_svg": "<svg viewBox=\"0 0 264 264\" xmlns=\"http://www.w3.org/2000/svg\"><path fill=\"white\" fill-rule=\"evenodd\" d=\"M64 18V16H60ZM72 24V23H71ZM73 26V25H72ZM64 34L55 35L49 43L53 47V52L49 57L40 59L38 56H32L30 60L36 64V66L41 65L44 68H59L65 65H80L84 66L88 61V50L87 44L89 41L88 35L81 32L80 29H69L68 24H63ZM233 33V32H232ZM234 37L238 34L233 33ZM210 38L215 39L213 35ZM11 65V63L9 64ZM5 70H7L8 65L4 64ZM56 86H48L44 88H33L29 90L30 96L39 105H44L47 101L54 99L56 95ZM60 113V108L56 110ZM74 113L83 119H101L111 116L112 107L111 101L108 95H104L99 98H93L90 95H85L80 93L76 100V105L74 108ZM167 171V170H166ZM166 186L174 200V181L170 174L166 176L165 179Z\"/></svg>",
	"mask_w": 264,
	"mask_h": 264
}]
</instances>
